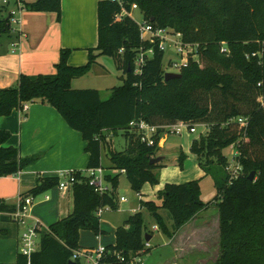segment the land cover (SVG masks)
<instances>
[{
    "label": "trees",
    "instance_id": "16d2710c",
    "mask_svg": "<svg viewBox=\"0 0 264 264\" xmlns=\"http://www.w3.org/2000/svg\"><path fill=\"white\" fill-rule=\"evenodd\" d=\"M60 1H22V5L27 10L54 11L60 19ZM133 5L153 28L178 32L183 41L198 44V60L190 59L181 69L180 78L165 81L164 52L156 44L140 39L139 25L130 15L115 18L122 9L130 13ZM97 24L98 42L95 48L88 49L85 64L69 65L70 49L62 48L55 73L20 74L16 85L0 87V116L9 115L22 102L40 101L55 108L86 142L87 168L101 166V146H109L104 131L124 130L125 148L107 149L111 165L104 178L109 188L96 192L87 176L75 171L72 212L48 229L37 228V249L29 264H81L80 259H72L73 251L82 249L80 231L90 230L96 235L104 232L96 210L117 209L115 190L120 169L125 170L131 189L137 193L145 183L156 182L154 170L162 164H151L149 159L157 156L159 149L142 143L129 128V122L139 119L156 125H207V133L193 140L190 150L196 154L204 174H211L215 163L224 171L221 179L212 174L220 196L216 264H264V0H99ZM8 31V19L0 20V32ZM221 42L226 43L228 53L220 51ZM150 46L154 47L153 55L135 74L134 62L140 48ZM100 55L116 58L126 75L121 85L110 89L105 100L95 88L71 87V81L87 74ZM238 117L248 118L246 127L237 122ZM9 137L10 132L0 128V177L16 174L37 159V155L21 157L16 147L6 144ZM231 144L236 145L241 165L232 180L225 170L228 159L223 153ZM183 159L180 154V165ZM252 171L254 178L250 181L247 176ZM57 184L56 176H37L35 186L23 196L35 197ZM158 197L160 204L139 199V206L153 216L169 238L207 207L200 199L196 179L166 183ZM14 208L0 200V220L11 221L2 213ZM159 208L169 212L172 230L166 226ZM146 234L151 239L152 233L145 229L139 209L115 229L114 243L104 245L100 264H128L131 258L146 253ZM10 264H27V258L17 251Z\"/></svg>",
    "mask_w": 264,
    "mask_h": 264
},
{
    "label": "crops",
    "instance_id": "0c3cea01",
    "mask_svg": "<svg viewBox=\"0 0 264 264\" xmlns=\"http://www.w3.org/2000/svg\"><path fill=\"white\" fill-rule=\"evenodd\" d=\"M22 1L30 3L35 0ZM98 1L61 0L60 19L54 11L23 9L17 26L8 32H0V87L16 85L20 74L55 73V64L59 60L62 48L70 49L67 57L69 65L85 64L88 60V49L95 48L98 42ZM134 7L136 6L133 5L130 11L131 17ZM7 8L0 0V20L7 19L9 10ZM96 68H99L95 78L98 85H80L82 83L80 80ZM103 70L105 69L101 68L97 60L87 74L71 81V87L74 89L95 88L100 93L99 85H103L108 74L106 70ZM108 87L111 89L113 86ZM28 104L25 112L15 108L9 115L0 116V128L10 132L7 145L16 147L21 157L37 155L38 159V154L41 155L39 160H34L16 174L0 177V200L14 206L21 200L23 193L35 186L37 176L57 177L58 171L66 169L82 172L87 169L89 158V154L84 150L86 142L81 134L70 128L55 108L40 101ZM101 165L105 171L110 167V165H104L102 159ZM48 192L51 196L46 194L44 200L39 202V204L43 203V206L39 209H36V206L33 207L27 218L32 222L39 221L41 228L69 215L73 208L71 187L61 190L55 186ZM206 209L207 207L198 212L186 225L196 221ZM4 213L2 214L5 215ZM9 222L13 225L12 229L0 226V235L8 237L14 232L18 235L19 225L12 220ZM101 235L102 233L96 235L98 244L101 243ZM19 237L20 235L16 240V253L19 251ZM187 246L182 248H188ZM173 251L175 253L176 250L173 249ZM179 252L178 250L175 256L180 255ZM14 261L13 254L12 258L5 263L10 264Z\"/></svg>",
    "mask_w": 264,
    "mask_h": 264
},
{
    "label": "rangeland",
    "instance_id": "374dc122",
    "mask_svg": "<svg viewBox=\"0 0 264 264\" xmlns=\"http://www.w3.org/2000/svg\"><path fill=\"white\" fill-rule=\"evenodd\" d=\"M8 9V8H7ZM3 16V14H2ZM132 18L137 23H142L143 16L141 11L134 7L132 10ZM168 41L165 42V50L163 57V68L165 71L176 72V69L168 66L169 60L179 61L180 56L175 51L172 45V40L177 39L175 35H168ZM178 40V39H177ZM98 62L102 69H105L108 74L103 85L100 87V98L105 100L110 95V87L119 86L126 78L122 68L118 65V60L108 55L98 56ZM98 67V66H97ZM99 68L90 72L83 77L82 86L98 85L95 78L98 75ZM103 70V71H105ZM29 105V104H28ZM24 116V114L22 115ZM122 129L114 132H108L106 139L109 141V146L106 148L101 146V159L104 165H111L108 147L115 151H122L125 148V138ZM207 131V126L195 125V131L190 132L188 128H180L179 134H173L166 138L164 146L158 150V155H163L164 159L160 162L162 166L154 170L156 175L155 183H145L141 190L137 193L131 189L130 183L124 173L119 176V185L115 190V195L118 203L117 209L104 208L100 215V226L104 231L101 235V244L109 245L114 243V231L118 226L123 225L126 218L136 210H141L144 220V227L147 231L152 233V238L149 240V251L140 256L142 264H216L219 254V229H218V208L217 202L219 194L214 185L212 177L217 176L221 179L224 175L223 168L218 164L211 165V174H204L201 169L195 153L190 150L193 140L198 139ZM236 148L227 147L223 150L224 155L231 163V158L234 155ZM180 154L184 155L182 164H179L178 157ZM38 154V159H40ZM233 164V163H232ZM108 172L110 169L108 168ZM114 172V171H113ZM112 173V170H111ZM198 180L200 186V199L207 205V209L203 211L198 219L192 223L184 224L179 230L173 233L169 238L158 227L153 216L144 208H140L139 199L143 201L154 200L160 204L161 199L158 197L166 183H185L190 180ZM49 190L42 192L35 196L32 205L30 206V214L33 207L39 209L43 206L40 201L44 200V195L49 194ZM139 195V196H138ZM121 196L125 197L126 201H121ZM43 199V200H42ZM158 212L164 219V222L169 230L173 229V220L169 212L165 208H159ZM27 223H32L31 220L26 219ZM3 222V224H2ZM43 222V221H42ZM0 226H7L12 229L13 225L9 221H1ZM157 226V229H153ZM25 225H19L17 229L18 235L14 232L11 236L0 235V264L10 260L14 254L16 258V240L20 235L19 247L21 245V233L24 231ZM48 229V226L43 228ZM79 245L82 249H95L98 245L96 234L90 230H83L80 233ZM188 245V248H182ZM182 248V249H181ZM174 250L175 253H174ZM180 255H176L177 251ZM183 250V251H182ZM81 264H91L86 262L84 258H80Z\"/></svg>",
    "mask_w": 264,
    "mask_h": 264
},
{
    "label": "built area",
    "instance_id": "2783aa9c",
    "mask_svg": "<svg viewBox=\"0 0 264 264\" xmlns=\"http://www.w3.org/2000/svg\"><path fill=\"white\" fill-rule=\"evenodd\" d=\"M4 6L9 8L7 19L10 25V29H13L19 23V15L23 10L22 0H1ZM120 2L121 0H117ZM128 14L125 9H122L120 14L115 16L116 19H119L122 15ZM139 25V36L140 39L144 42H148L149 44L153 43L157 45L158 50H165V42L168 41V35H175L177 39H173L172 45L175 48V51L179 54L180 59L177 60H169L168 66L176 69V72H180L183 67H185L189 60H198V44L192 42H186L182 40L181 34L176 32H171L167 29L158 28L155 29L152 27L150 23L142 22L138 23ZM220 51L223 53H228V49L226 47L225 42H221ZM122 52V48L119 50ZM154 53V47L150 46L147 49L140 48V51L134 62V73L138 74L141 72L142 67L147 58L152 56ZM254 55V53H253ZM169 72V71H165ZM174 72V71H173ZM28 108V102H22L18 106V110L20 112H25ZM237 122L246 127L248 124V118L238 117ZM204 125L206 124H198ZM188 128L190 132L195 131V125L191 127L188 126L187 123H175V124H162L156 125L148 123L142 119L133 120L129 122V128L131 131L135 132L139 136V140L142 143H145L149 146L156 145L158 149L163 147L166 138L173 134H179L180 128ZM208 131V127H207ZM206 131V133H207ZM108 132L112 131H104L105 135ZM231 147L236 148L235 144H231ZM239 152L236 148L234 155L231 158V163H228L225 166V170L229 173V179H235L239 172L241 171V165L239 164L238 158ZM233 163V164H232ZM87 176V182L90 186L94 188L96 192L102 193L109 188V184L106 183L104 175L105 169L101 166L95 168H87L82 171ZM121 173H124V169H120ZM75 171L74 170H60L57 173L59 189L64 190L69 187H72L75 182ZM139 196V195H138ZM34 197L32 195H26L21 198V200L16 204L15 208L11 212H5V215H8L10 219L18 225H25L24 231L21 233V245L19 251L26 256L27 264L30 263V257L33 252L37 249L38 244V233L37 228L40 227V223L37 220H34L32 223H27V218L29 217L30 206L32 205ZM121 201H126L125 197L121 196ZM106 208V207H104ZM104 208H98L96 210V215L100 217L102 210ZM154 230L156 227L153 228ZM150 247L149 241H145L144 248ZM105 247L101 243L97 245L95 249H78L74 250L72 254V259H80L84 258L86 262L91 264H100V258L104 253ZM143 262L139 257H133L128 261V264H142Z\"/></svg>",
    "mask_w": 264,
    "mask_h": 264
},
{
    "label": "water",
    "instance_id": "95a60500",
    "mask_svg": "<svg viewBox=\"0 0 264 264\" xmlns=\"http://www.w3.org/2000/svg\"><path fill=\"white\" fill-rule=\"evenodd\" d=\"M182 76V74L180 72H165L164 73V80L168 81L169 79H173V78H180ZM162 159H164L163 155H157L155 157H151L149 159V163L154 164V163H158L160 162ZM247 178L252 181L254 178V172L252 171ZM150 240V235L146 234L145 235V241H149ZM69 264H75L74 261H69Z\"/></svg>",
    "mask_w": 264,
    "mask_h": 264
}]
</instances>
